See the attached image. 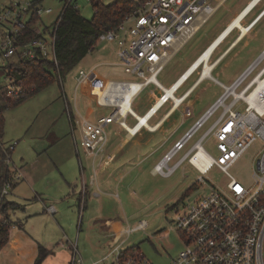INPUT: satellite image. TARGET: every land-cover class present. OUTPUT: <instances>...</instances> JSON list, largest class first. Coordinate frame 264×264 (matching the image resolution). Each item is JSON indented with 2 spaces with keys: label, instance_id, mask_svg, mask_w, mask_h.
I'll return each instance as SVG.
<instances>
[{
  "label": "built area",
  "instance_id": "built-area-1",
  "mask_svg": "<svg viewBox=\"0 0 264 264\" xmlns=\"http://www.w3.org/2000/svg\"><path fill=\"white\" fill-rule=\"evenodd\" d=\"M44 1L0 0V106L2 103L18 102L35 90V86H27L23 79V66L40 61L57 68V25L66 6H73L78 11L79 8L77 0H59V13L44 22L43 17L52 13L51 8L42 7ZM88 1L90 3L91 0ZM225 1L134 0L135 8L124 16L114 29L98 35V42L115 44L117 65L128 78L111 80L97 76L93 70H79L74 78L72 105L65 94H62L76 153L80 149L89 158L99 160L106 153L109 140L107 129L110 126L121 128L129 138H133L140 129L149 132L155 128L149 124L150 117L165 104L170 102L172 109L181 106L187 93L177 97L176 92L197 69L199 78H203V67L210 62L215 48L209 59L199 62L181 84L176 86L180 78L184 77V73L170 86L172 92L169 96L157 77L164 70L165 64L194 37L213 13L224 6ZM233 29L240 32L238 27ZM32 34L35 37L29 39ZM260 64L262 67L258 72L247 80ZM56 78L60 82L65 80L59 75ZM263 78L264 48L230 85H223L215 80L221 85L222 93L153 166V174L167 178L186 160L199 173L198 182H204L202 175L213 167H217L229 179L224 187L208 185L207 194L176 213L174 228L181 236L184 249L169 264H264V87L256 92L251 90L253 86H257L255 80ZM148 85L154 86L160 95L142 114V118L147 120L141 125L139 115L133 109V100ZM171 96L180 101L177 106ZM77 97L87 98L94 108H103L107 113L97 115L93 110L90 112L91 119L83 118L78 112ZM241 107L242 111L239 110ZM219 109L221 110L218 117L204 134L180 159L168 165V161L181 151ZM188 113L189 110L186 109L184 114ZM130 122L133 124L129 125ZM208 137L215 140L214 157L202 147ZM254 143L259 144V150L252 161L253 185L246 188L231 176L228 170ZM15 145L16 142H13L0 147V164L10 172L9 179L4 181L0 188V207L11 193L12 187L24 178L22 171L8 169L9 153ZM199 149L203 150L209 160L202 168L192 163L194 153ZM48 211L53 212L52 207H49ZM144 224L139 222L133 229H125L122 233L129 235L130 232L143 229ZM119 242L120 238H117L116 246L111 252L113 259L110 264H151L138 249L129 253L127 250H118ZM70 249L73 251L70 264H82L75 245L71 244Z\"/></svg>",
  "mask_w": 264,
  "mask_h": 264
},
{
  "label": "rangeland",
  "instance_id": "rangeland-1",
  "mask_svg": "<svg viewBox=\"0 0 264 264\" xmlns=\"http://www.w3.org/2000/svg\"><path fill=\"white\" fill-rule=\"evenodd\" d=\"M112 1L113 0H101L104 5H108ZM248 2V0H226L224 6L213 13L209 21L195 33L194 37L189 40L186 46L164 66L163 72L158 76V81L161 85H165L166 87L170 86L169 84L176 79L183 69L191 64L200 51L212 40L215 34L223 29L235 12L241 11L243 6ZM77 6L80 16L87 20L92 18L93 8L90 6L88 0H77ZM42 7L52 9L50 15L43 17L42 20L44 22L53 19L61 9L59 0H45ZM263 8L264 0H262L246 17L245 24L243 23L244 26L242 24L238 26L240 32H248L260 21L264 13H262L260 18L247 29V24L250 23ZM237 33L233 31L228 41L225 40L220 47L215 50L209 62L210 65H213V62L217 60L219 55L228 48L231 41L238 35ZM243 37L240 43L233 49H230L231 52L229 50V55L221 59L210 73L214 78L225 85H229L231 81L243 72L246 66L252 62L264 48V18L255 28L246 34L244 33ZM114 52L115 44L98 42L96 47L87 54L88 56L82 63L78 64L66 75L64 81L60 82L55 77V81L52 82L50 86L24 99L14 107H5L6 105L2 103L0 107L2 108L4 116L3 145L7 146L16 142L14 149L9 153L10 162L8 164V169L14 168L20 170V168H22L20 158L28 163V165L31 164L30 166L25 164L23 167L29 169V167L33 166L32 164H35V168L41 172L48 171L49 168L53 170L52 168L54 165L67 167L68 164L69 167L70 162H73L72 174L74 176H72L71 179L73 181L76 180V185L77 183L79 184L81 168L88 169L87 171H89V166H91V164L96 165L98 160L80 155L82 167H79L78 158L74 153V139L70 134L62 94H65L69 104H71L74 93V78L78 71H88L87 67H85L87 66L86 64L90 66L97 63L98 60H103L106 63L114 62L113 65H115L116 54H114ZM258 66L259 67L247 78V80L258 72L262 64ZM103 70L106 72L108 71L107 79L123 80L128 78L122 68L118 66L112 68L104 66ZM196 77L197 76H194L175 95L180 96ZM151 89H153L151 86L145 88L134 98L133 109L138 115L143 114L147 108V105H144V103H146L145 100ZM201 90H203L204 93L200 94V99L198 100V108L200 109H198V111L202 110L210 100H214V98L222 93L221 89L209 80L202 81L192 95L200 93ZM169 105L170 104H167L165 108L160 111L157 118L168 109ZM181 107H179V109L184 113L187 108ZM220 110L221 109L217 110L213 118L196 132L193 138L184 145L183 149L176 156L168 161V165H172L177 161L187 149L204 134L208 127L218 117ZM239 110L242 111L243 107L239 108ZM80 111L84 113V110ZM94 111L97 115L107 113V110L103 108H95ZM197 112L194 114L195 116H193V118L184 120V124L177 133V139L198 119ZM153 121H151V123H153ZM181 121V117L176 115V124H179ZM132 124L133 122L129 123V125ZM109 129L111 128L109 127ZM109 129H107L108 134L110 133ZM140 136L147 137L148 133L141 131L139 136L135 139H139ZM75 137H77L78 142L79 137L77 132ZM111 139L113 140L114 137L111 136ZM135 139L133 142H135ZM133 142L127 144V147L132 146ZM153 142L152 140V143ZM108 146L110 147V145ZM169 146L170 143L166 147L168 148ZM202 147L211 156L214 157L216 155L215 140L212 137H208L202 143ZM258 147V143L252 144L248 151L228 170V173L246 188L252 187L253 185L251 177L252 161L259 150ZM131 148L134 151L135 146ZM124 154L125 153H123V155ZM69 158H72L71 161ZM122 160L124 159L120 158L118 162ZM138 160L139 159L134 157L133 161H131V166L126 162L122 164L123 168L127 169L128 172L124 178L120 180L118 179V173H122L123 168L119 167L114 175L116 180H111V195H101L100 192L97 191L99 197L96 199L91 198L90 201H87L88 203L85 210L82 209L78 212L77 208H74L76 221L72 229L74 235L72 244L75 245V249L78 252V256L81 258L82 264H110L113 259L111 252L116 244L113 243L112 237L105 238L104 231L100 225L101 217L120 219L124 223V228L130 230L139 222L145 223L143 229H137L136 231L130 232L129 235L124 234L118 243V250L125 251L130 248H135L138 249L144 258L151 264H169L170 261L184 249L181 236L174 228L176 213L183 211L188 204L207 194L208 185L211 184L213 186L224 187L229 182L228 177L217 167L209 169L207 173L202 175L204 183L197 181L200 175L187 161L183 162L181 168L171 176L163 178L160 175L150 172L155 162V156L146 160L144 159L139 163ZM110 166L112 168L114 165ZM3 184L4 182L0 181V188ZM192 186L193 189L181 200L180 198L183 196L184 192ZM79 218L80 220H78ZM96 219H98V221H96ZM68 251L66 252L70 254L69 261H71L73 251L72 249ZM55 261L56 263L62 264L60 258H57L56 254L52 256L50 261L49 259H45V261L43 260L40 264H51V262L55 264Z\"/></svg>",
  "mask_w": 264,
  "mask_h": 264
},
{
  "label": "crops",
  "instance_id": "crops-1",
  "mask_svg": "<svg viewBox=\"0 0 264 264\" xmlns=\"http://www.w3.org/2000/svg\"><path fill=\"white\" fill-rule=\"evenodd\" d=\"M248 1L249 2L243 6V9L237 13L235 12V14L228 21V23L223 27L224 30L227 27L228 29H226L225 31L222 29L217 34H215L212 40L196 56L197 58L199 55L203 53L204 49H207L209 47L205 51L206 52L205 55H206L212 52V49L215 47L214 52L212 54L213 56L215 53V50H217L225 40L228 41L233 31H236V33L238 32L237 33L238 35L231 41L228 48L224 50V52L221 55H219L217 60L213 62L212 70H213V67L218 62H220L221 59L229 55V53L231 52L230 49H233L235 46H237L240 43V41L244 38L243 35L245 31L239 32L236 29H234L230 33H228V31L230 27H238L241 24H243L245 20L247 19L246 17L251 13L252 10L242 20L244 13L248 9L251 8L250 7L251 4L254 3L255 5V3L258 2V0H248ZM263 18H264V15L262 16L260 21ZM241 20H242V23H241ZM260 21H258L250 30L255 28L260 23ZM227 33H228V36L223 40V38L226 36ZM217 37L218 39L215 41ZM109 44H113V43H109ZM186 44H184L180 48V50L184 48ZM115 49H116V46H115ZM180 50L177 51L175 56L180 52ZM87 56L88 55L86 54V56L82 59V61ZM175 56H173V58ZM196 58L191 62V64L196 60ZM82 61L80 63H82ZM197 62L190 68V70L187 71V69H189V67L191 66V64H189V66L183 69L180 72V74L176 77V79L169 85L172 86V84L176 80H178L183 73L187 71L184 77L180 78L178 82L179 84L189 73H191L195 69ZM113 64L114 62L106 63L103 60H98L97 63H94L90 66L86 64L87 66L85 67H87V70L95 71L97 76L107 78L108 71L107 72L104 71L103 67L106 66L108 68H112V67L118 66L117 57H116L115 65ZM208 68H205V70H207ZM161 73L158 76H160ZM194 76H197L195 80L190 84V86L185 91L181 93V95L187 93L186 97L183 100V103L181 104L182 107L181 106L180 107L181 108L185 107V109L187 108L189 110L188 115H185L183 111H181L179 108H176L177 110L175 108L173 109L170 108L171 103L169 102L167 103V104H170L168 109L165 110V112L161 116L157 118V115L160 113V111H162L165 108L167 104H165L163 108L157 110L150 117L149 124L151 126H155V128L152 131L148 132L144 129H140L135 134V136H133V138H129L121 128L116 127V126H110L111 129L108 128L110 133L108 134L109 136V140L107 143L108 148L106 147L105 156L99 159L96 165L91 164V166H89L90 168L89 171H87L88 169L81 168L82 163L79 157L80 155H83L84 157H88V156L85 153H83V151L80 149H79L80 151L78 150V153H76L75 145H74V153L78 158V164L80 165L79 167L81 168L80 182L79 184L77 183V185H76V180L73 181L71 179L72 176H74L72 174L73 162L72 163L70 162L69 167H68V164H67V167L54 165V167L52 168L53 170L49 168L48 171L41 172V171H38L37 168H35V164H32L33 166L29 167V169H26L23 166L25 164L28 165V163H26L22 158H20L21 159L20 164L22 167L20 168V171H22L24 178L12 187L13 189L11 193H9V195L6 197V200H5V204L7 205L9 204L7 211H6V216L11 222V226L9 227V230H8V236H7L8 241L6 242L5 246L0 248V264H35V260L39 253L38 252L39 246H41L42 248H44L45 250L49 252V255L45 258L46 260L49 259L50 261L52 256H55L56 254L57 258H60L62 264H70V261H69L70 254H68L66 251L70 249L71 244L73 243L72 239L74 235H73L72 229L74 226V222L76 221L75 215H74V208L76 207L78 212H80L82 209L85 210L87 207V203H88L87 201H90L91 198L96 199L99 197V195H97V191H99L101 195L102 194L111 195L112 194L111 180L113 181L116 180V178H114V175L118 171L119 167L123 168L122 164H124L125 162L130 165L134 157L136 159H139L138 160V163H139L144 159L146 160V159H149L150 157L155 156V162L153 166L156 165L166 155V153L169 152L170 149L183 137V135H185V132L198 121L200 116L214 103L215 99L218 97L217 96L212 101L210 100V102L206 104V106L202 110L198 111V109H200L198 108L199 106L198 100L200 99V94H203L204 91L201 90L200 93H197L196 95H192V94L197 90L198 86L200 85L202 81L209 80L210 82L215 84L218 88H220L221 91H223L220 85L223 83L219 82L216 78H214L212 74L211 75L209 74V77H205L202 75V77H205V78H199V69H197L196 72H194L190 77H188L182 83L181 88L185 86L186 83L189 82ZM215 80L218 81L220 84H217ZM149 86L153 87V89L149 91L148 97L145 100L146 103H144V105H147V108L145 109L144 113L149 109V107H151L154 104V101L160 95L159 91L154 86L148 85V87ZM170 86L166 87L164 85L165 88H170ZM181 88L178 91H180ZM180 96H177V97H180ZM76 104L78 106V112L80 115L82 114L81 116L83 118L84 117L89 118V119L92 118V115H90V112L91 111L93 112L95 108L91 101H89L85 97L83 98L77 97ZM80 110H84V113H81ZM196 112L198 115V119L195 120V122L182 133V136L177 139L176 138V136L178 135L177 133L181 129L182 125L184 124V120L193 118ZM176 115H179L182 119V121L179 124H176L175 122ZM139 116H142V114ZM151 121H153V123H151ZM141 131H145L146 133H148V136L147 137L140 136L139 139H135L137 136H139V133ZM107 133H108V130H107ZM77 135H78V132H77ZM110 135L114 137L113 140L111 139ZM134 139H135V142H133ZM152 140L154 141L153 143H152ZM131 142H133L132 146H135L134 151L131 148L132 146L127 147V144H130ZM169 143H170V146L167 148L166 146ZM108 145H110V147ZM123 153L125 154L123 155ZM35 155H36V152H35ZM120 158L124 160L118 162V159ZM71 159L72 158H69L70 161ZM48 160H51V159H48ZM182 164L183 163H181L179 167L173 173H175L179 168H181ZM30 165L31 164H29L28 166ZM110 165H114V166L111 168ZM153 166L150 171L152 174H153L152 171L154 168ZM127 172L128 170L123 168V172L118 173V179L120 180L124 178ZM190 189L191 187H189L184 192L183 196L180 198L181 200L183 199V197H185L184 195L186 193L190 192ZM3 207H5V205H3ZM49 207H52L53 212L48 211ZM78 220H80V218ZM96 221H98V219H96ZM100 225L104 231L105 238L112 237V241L114 244L117 238H121L124 235V233L122 232L125 230L124 228L125 226H124L123 221L120 219L118 220V219H113V218H108V217L106 218L101 217ZM55 264H59V263H56L55 261Z\"/></svg>",
  "mask_w": 264,
  "mask_h": 264
},
{
  "label": "trees",
  "instance_id": "trees-1",
  "mask_svg": "<svg viewBox=\"0 0 264 264\" xmlns=\"http://www.w3.org/2000/svg\"><path fill=\"white\" fill-rule=\"evenodd\" d=\"M39 1L41 0H37V2ZM90 6L93 8V16L90 20L80 16L79 11L73 6H66L64 9L55 33L57 68H53L51 64L40 61H33V63L22 67L23 79L27 83V86H35V90L24 99L50 86L58 75L62 79H65L66 75L82 61L86 54L96 47L99 41L98 35L114 29L123 17L135 8L134 0H113L108 5L102 4L101 0H91ZM33 37L35 36L32 34L29 36V39ZM24 99L15 103L5 104V107H14ZM3 131L4 116L0 107V147L4 144L2 142ZM9 173L5 166L0 164V179L2 182L9 179ZM192 189L191 187L190 191ZM3 205L5 207H0V248L6 245L8 230L11 226V222L6 216L9 204L7 205L4 202ZM135 250L137 249L130 248L126 252L129 253ZM38 252L35 264H40L49 255V252L41 246H39Z\"/></svg>",
  "mask_w": 264,
  "mask_h": 264
},
{
  "label": "bare ground",
  "instance_id": "bare-ground-1",
  "mask_svg": "<svg viewBox=\"0 0 264 264\" xmlns=\"http://www.w3.org/2000/svg\"><path fill=\"white\" fill-rule=\"evenodd\" d=\"M260 3V0H258V2H256L255 3V5H254V3L253 4H251V8L250 9H248L245 13H244V15L245 14H247L248 12H250L254 7H256L258 4ZM245 9V8H244ZM264 9V8H263ZM262 9V10H263ZM262 10H260V12L255 16V18H257L254 22H253V24L260 18V15L262 14V13H264V10L262 11ZM244 11V10H243ZM242 11V12H243ZM241 12V13H242ZM244 15H243V17H244ZM243 17H242V20H243ZM254 18V19H255ZM253 19V20H254ZM242 20H241V23H242ZM231 24V23H230ZM229 24V25H230ZM252 24V25H253ZM229 25H227V26H229ZM243 25V24H242ZM251 25V26H252ZM244 26V25H243ZM251 26H249V27H247V29L248 28H250ZM234 27H230V29H229V31H228V33H230L231 31H233L234 29H233ZM226 29H228V27L226 28ZM225 29V30H226ZM224 30V29H223ZM224 30V31H225ZM228 33L226 34V36L223 38V40L228 36ZM245 34L247 33L246 31L244 32ZM241 35V34H240ZM219 37V36H218ZM218 37L215 39V41L218 39ZM209 48V47H208ZM207 48V49H208ZM215 48V47H214ZM213 48V49H214ZM207 49H204V51H203V53L201 54V55H199L196 59L197 60H195L193 63L195 64L197 61V64L199 63V62H205L207 59H209V55L212 53V52H210V53H208V54H206L205 55V51L207 50ZM213 49H212V51H213ZM191 64V66L189 67V69H187V71L188 70H190V68L194 65V64ZM196 64V65H197ZM212 66L213 65H210L209 63H207V64H205L204 65V70L202 71V75L203 76H205V77H209V74H210V71H212ZM209 67V68H208ZM205 68H208L207 70H205ZM211 68V69H210ZM186 71V72H187ZM186 72L184 73V75L186 74ZM190 74V73H189ZM188 74V75H189ZM187 75V76H188ZM186 76V77H187ZM185 77V78H186ZM204 78V77H203ZM179 82V81H178ZM178 82H177V84H176V86H178L179 84H181L182 83V81L178 84ZM255 82L257 83V86L255 87V86H253L252 87V91H254V92H256V91H260L261 89H262V87H264V78L263 79H259L258 81L257 80H255ZM166 95L167 96H169L170 94H171V92H172V90H170L169 88H166ZM173 99H175V101H176V105L175 106H177L179 103H180V101L178 100V98H176L175 96H171ZM159 100V99H158ZM155 103V102H154ZM153 104V103H152ZM157 108V106L156 107H154V109H156ZM138 118L140 119V124L142 125V124H144L145 122H146V120H147V118H142V116H138ZM209 160H208V157L205 155V153L203 152V150H201V149H199V151L198 152H195L194 153V157L192 158V163L193 164H195L196 166H198V167H203V165H206L207 164V162H208Z\"/></svg>",
  "mask_w": 264,
  "mask_h": 264
}]
</instances>
